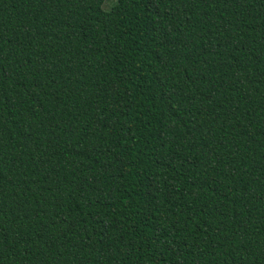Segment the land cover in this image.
<instances>
[{"label":"trees","instance_id":"1","mask_svg":"<svg viewBox=\"0 0 264 264\" xmlns=\"http://www.w3.org/2000/svg\"><path fill=\"white\" fill-rule=\"evenodd\" d=\"M103 1L0 0V264H264V0Z\"/></svg>","mask_w":264,"mask_h":264},{"label":"rangeland","instance_id":"2","mask_svg":"<svg viewBox=\"0 0 264 264\" xmlns=\"http://www.w3.org/2000/svg\"><path fill=\"white\" fill-rule=\"evenodd\" d=\"M111 3H112V0H104L103 1V3H102V8L103 9H107V8H109V6L111 5ZM119 80V83H121V84H124L123 82V79H118ZM122 88H124L122 85H120ZM125 91V90H124ZM130 98L129 97H127V98H125V101H128ZM124 102V101H123Z\"/></svg>","mask_w":264,"mask_h":264}]
</instances>
